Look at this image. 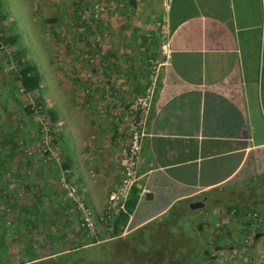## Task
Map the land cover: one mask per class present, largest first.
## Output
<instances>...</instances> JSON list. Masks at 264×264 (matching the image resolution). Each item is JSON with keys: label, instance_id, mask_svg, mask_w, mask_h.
I'll use <instances>...</instances> for the list:
<instances>
[{"label": "crops", "instance_id": "1", "mask_svg": "<svg viewBox=\"0 0 264 264\" xmlns=\"http://www.w3.org/2000/svg\"><path fill=\"white\" fill-rule=\"evenodd\" d=\"M127 1L114 0L113 12L119 7V16L131 20L118 22L114 13L110 23L127 34L125 46L144 50L148 42L155 43L156 68L151 79L143 81H155L156 87L144 126L135 188L139 202L126 224L130 235L119 236L121 243L175 208L178 215L188 213L189 206L191 211L201 210L192 208L197 202L219 205L215 215L223 209L258 213L264 227V0ZM32 10L26 6L21 16L30 20ZM55 14L63 17V9ZM146 35L154 41H146ZM135 37L137 46L130 44ZM149 62L142 65L143 71ZM103 95L102 91L100 100ZM68 114L77 120L78 115ZM89 125L77 128L70 168L78 185L87 183L86 201L98 217L119 179L120 153L128 137L120 135L116 124L103 140L99 119L95 142L88 141ZM94 161L95 183L90 185ZM4 220L0 219V264H92L95 251L102 248L107 255L104 250L112 240L111 230L100 223L95 234L86 232L83 237L68 233L69 221L51 220L62 231L59 241L52 243L46 230L38 234L46 225L42 219ZM263 235L262 231L254 238L260 241Z\"/></svg>", "mask_w": 264, "mask_h": 264}, {"label": "rangeland", "instance_id": "2", "mask_svg": "<svg viewBox=\"0 0 264 264\" xmlns=\"http://www.w3.org/2000/svg\"><path fill=\"white\" fill-rule=\"evenodd\" d=\"M3 1L8 17L1 25L8 38H19L14 45L0 46V219H42L46 225L38 234L46 230L53 237L52 243H57L62 233L60 225L52 226L54 220L69 221L68 233L85 237L79 221L80 204L91 211L84 190L87 183L78 185L70 168L74 167L70 156L77 128L90 124L88 141L95 142V122L99 119L104 126L103 140L111 133V125L117 124L120 135L128 139L133 126L144 125L156 85L143 79L155 71V43L143 45L144 50L125 46L122 42L127 34L110 23L119 8L113 12L114 2H108L110 9L95 20L89 16L95 0ZM26 6L33 9L30 20L21 16ZM51 9H63V17ZM85 10L87 19L82 18ZM115 18L118 22L131 20L119 13ZM144 38L154 41L151 35ZM131 40L130 44L139 42L138 37ZM0 42L4 43L1 37ZM19 45L27 50L26 60L41 72V90L36 94L25 93L20 85L19 66L13 55ZM146 62L151 66L143 71ZM146 81L150 83L148 88ZM49 109L59 116L57 123ZM67 111L78 115V122L82 117L80 124L71 120ZM89 173L91 185L95 183V161L90 163ZM218 207L208 201L199 211H191L189 206L190 213L181 211L170 218L173 209L124 243L119 236L126 233L124 237H128L131 228L111 232L113 241L104 250L107 255L98 249L92 264H264V235L260 241L253 238L246 242L248 236L264 233L262 224L255 227L252 221H246V225L243 219L229 215L227 209L213 214ZM191 216L197 218L188 219ZM23 225L25 222H21Z\"/></svg>", "mask_w": 264, "mask_h": 264}, {"label": "built area", "instance_id": "3", "mask_svg": "<svg viewBox=\"0 0 264 264\" xmlns=\"http://www.w3.org/2000/svg\"><path fill=\"white\" fill-rule=\"evenodd\" d=\"M77 3H82L85 0H73ZM114 0L107 2H99L95 0L94 9L89 13V16L99 20L109 9ZM82 18L87 19V11L82 12ZM144 125H135L131 129L128 144L121 149V172L119 179L113 183L107 199L106 208L103 214L94 217L92 212L80 204L82 211L79 224L81 228L90 234H95L97 224L105 225L111 232L114 230V224L117 218L122 213H127V202L132 196L135 188H137L140 179V163L142 152V141L144 137ZM72 187H69V193ZM72 195V193L70 194ZM229 215L241 216L245 221H252L257 226L262 224V217L258 213L239 211L237 209L229 210ZM254 237L248 236L246 242H251Z\"/></svg>", "mask_w": 264, "mask_h": 264}, {"label": "trees", "instance_id": "4", "mask_svg": "<svg viewBox=\"0 0 264 264\" xmlns=\"http://www.w3.org/2000/svg\"><path fill=\"white\" fill-rule=\"evenodd\" d=\"M4 6H5L4 1L0 0V31H1L0 37L4 42V43L0 42L1 47H3L4 44L6 46L14 45V44H16V42L18 41V38H19V36H17L16 38L15 37L14 38H12V37L8 38L6 36L5 27L4 26L2 27V25H1L2 23H4V21L7 20V17H8ZM15 51H16V54H13V55H14V58L16 59L17 64L19 66L18 76H19L20 85H21V87L25 93L36 94L37 92H39L41 90V83H42L41 72H40V70L36 64L31 63L30 61L26 60L27 50L24 47H21L19 45ZM49 113L52 115L53 121L57 123L58 122V116H57L56 112L53 109H49ZM138 202H139L138 190L134 189L131 198L127 202V213H122L117 218L116 223L114 224V228H113L114 230L112 231V232H114L113 234L119 233V229L122 230L124 227H126V224H127L128 220L130 219V216L132 215V213L135 211V208H136ZM175 210H176V208L174 209V211ZM176 215L177 214L174 212V214H172V216H170V218H175ZM82 230L84 233H86V230H84L83 228H82ZM92 241L93 240H91L90 243Z\"/></svg>", "mask_w": 264, "mask_h": 264}, {"label": "water", "instance_id": "5", "mask_svg": "<svg viewBox=\"0 0 264 264\" xmlns=\"http://www.w3.org/2000/svg\"><path fill=\"white\" fill-rule=\"evenodd\" d=\"M149 196V195H148ZM151 196V195H150ZM204 206L203 202H197L192 205L193 209L202 208Z\"/></svg>", "mask_w": 264, "mask_h": 264}]
</instances>
